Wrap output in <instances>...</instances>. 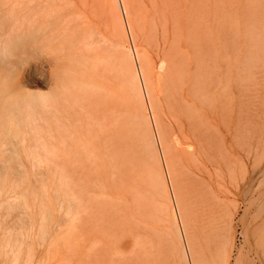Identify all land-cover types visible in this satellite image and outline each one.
Returning <instances> with one entry per match:
<instances>
[{
    "label": "rangeland",
    "instance_id": "1",
    "mask_svg": "<svg viewBox=\"0 0 264 264\" xmlns=\"http://www.w3.org/2000/svg\"><path fill=\"white\" fill-rule=\"evenodd\" d=\"M13 1L14 0L9 1L8 9L9 8L10 9L16 8V9H14V11H11L9 9L13 13L11 15L9 13L10 16L6 20L4 27L0 29L1 34H6L5 30L9 31L10 27L12 28L13 26L16 25H17L16 27H18L20 24L19 23L20 18L18 17L21 16L22 12L18 7L12 8L14 6L12 4H16ZM46 1L47 2L41 0L40 2L48 3L49 5L54 0L51 1L46 0ZM55 1L56 2L53 3V5L51 4L49 6L50 8L51 6L53 7L57 5L58 7H60L57 10L54 9L53 7L54 12L56 10L55 12L56 15H52L51 17L47 18L46 21L44 18L48 15L47 13H46L47 15L45 14L46 16L43 15L42 17L41 16L39 17L42 18V21L40 22L43 23L44 21L46 22L44 23L46 24L45 28L49 27L44 32V35L40 36L36 33H33L31 37H25V35L23 34L24 41L22 45L16 48L15 51L10 56L11 61L16 66V70L20 72L22 88L24 89L25 93L31 94L34 97L41 96L44 98V101L36 99L38 101L37 102L34 101V98H32L30 99L32 101L27 102V105L23 109V114L24 113L25 114L22 115V121H23L21 127L22 134L20 135L21 145L23 144L21 149V160L23 164L22 167L24 170L23 191L26 194L24 199L25 203L23 202L25 205L24 204L23 205L26 206L27 203L28 208L26 207L25 211L22 210V212L23 211L24 213L26 212L25 213L26 216L24 220L21 219L20 222H18L19 220L17 221L15 219L16 213L12 214L11 217H9L8 220H5L4 222L0 219V223L3 222L2 223L3 226L2 224L0 226V232H1L0 248L2 249V250L0 249L1 250L0 264H9V263L12 264L14 260L13 257L14 255L17 254L16 252L14 253V251H12L13 255H11L12 253L11 251L7 250V248L2 247L3 243L9 240L12 236H13L12 237L13 241L10 239L12 241V246L13 244L14 245L16 244L14 243V241H18L17 243L19 242L22 243V245L20 244L22 246V247L20 246L21 252H18L19 256L17 255L19 260V262L17 260V264H28L29 261L28 260L26 261L25 259L26 258L29 259L28 257L30 256H31L30 259L32 258L30 260L32 264H164V263L184 264L185 263L183 262L184 260L182 257V251L180 252V248H179L180 246H178L179 245L178 243L180 242L178 239H176L177 237L173 236L174 227L172 226L173 223H171L172 220H170L171 218L170 205L166 203V201L168 200L167 196L165 197L163 196L164 199L161 198L162 196L161 197L159 196L162 195V193L163 195H165V192L163 189H161L162 188L161 184L159 180H157V178H156L157 180L156 183L157 184L159 183L158 185L160 186V188L156 187L157 190L155 188V192L157 194L154 192L153 195L154 197H156L155 195H157L158 198L155 199L152 195L151 189L147 187L145 181L146 176L144 177L145 173L144 174L142 173L144 169L142 168V166L140 167V165L138 164L139 162L136 163L138 160L135 162V160L133 159L134 156H132L135 153L132 152V150L135 148L132 146L133 144L130 138V134H131L130 130L132 129V124H130L131 121L129 120L130 118L129 117L130 114L128 113L129 111L128 110H127L128 112L125 111L127 112L126 116H125V112L123 113L122 111L124 110V108L121 110V112L118 110L122 116L120 114L118 115L115 112H112L113 109L116 107H113V105H111L112 104L111 102L116 101L115 99L113 100V98L117 94L114 95L112 93L113 90H111V88L112 89L117 88V86L121 84L120 83L121 78L119 79L118 77L122 73L121 67L122 68L125 67L126 69V65H125L126 63L124 62H127L128 60L127 51L128 50L130 51L131 47L133 49L138 50L142 58L141 59L142 62L144 61V63L149 66L147 67L146 65V67L148 68V74L150 75V79H158L157 73L160 74V71L158 70L159 67L157 66H159L158 64L161 57H164L165 55L167 58L171 59L173 58V56H177V58L178 57L180 58L181 55V58H184L183 60H187L186 58H188V56L185 57L184 53L187 54V52H189L191 54L190 56L193 57L192 54L197 53L195 52V50L196 49L198 50L199 45H201L202 48L205 50L209 47L207 51H209L210 49L211 52L213 51L212 54L215 55L217 58L223 57L222 60L227 59L229 53H232L230 54V56L234 54L235 56L240 57L239 60L237 61L238 63L236 62L235 64H233L234 60H237L238 57L236 59L234 58V56L232 58L230 57V60L229 59L228 60L231 63L228 62V60H226L227 62L226 64L229 67L223 66L224 67L223 69L226 72L223 74L225 75L220 73L221 75L226 76L227 74H229L227 73L228 72L227 69L228 70L232 69V72L230 71V74L232 75L229 74L230 77L228 75L226 76L229 77L228 79L231 78L229 82L228 79L225 77L228 87L230 86L229 83H231L233 80L232 78L237 79V76H235L234 74V72L236 73L238 71L235 70L237 69L235 65H237V67L238 65H240L242 69H244L242 65L243 63L246 62V60H244L243 63L241 62L242 64H239V62L241 61L240 59L242 57H246L247 55L251 63L247 61L248 63H250L248 64L250 65L249 67L247 64H246L247 66L244 65L246 70L245 72L248 71V74L243 75L245 76L246 83L245 82L244 83L246 84V87L244 83L242 85L240 84L241 81L239 82L240 84L239 86L242 87L244 86L245 90H242V93H240L241 89L239 87L238 88L234 87L233 86L234 84L232 83H231V87H229V89L233 88L230 89L231 91L233 90L232 91L233 95L229 94L228 96L229 103H231L233 100L232 106H230L231 104L229 105L230 106L229 110L231 108L230 118H229L230 137L228 142L230 144L228 146L230 147V149L227 150L228 152L230 151L229 152L230 155L229 156L227 155V157L230 158V160L229 159L228 160L231 162L230 163L228 161V164L230 163V166H228L229 170L225 168V166L228 164H225V162L223 161V157L225 160V156L223 155L224 154L226 155V151L220 148L221 146L220 147L218 146V143H221L222 145L221 142L222 137L213 128L212 129L214 131L212 129H209V131L211 134H213L214 138L212 139L211 138L212 135L209 133L211 136L208 135L207 139L210 138L212 143L213 142L215 143V147L218 146L217 149H219V152L224 151V154L221 155L220 158V160L222 161L221 164H219L220 161L217 160L219 158L217 157L218 155L217 149H216L217 151H215L217 152V155H215L216 153H214V156H215V161L217 160L218 161L217 163L219 165L224 164L225 166L223 165L222 169L221 168L219 169L216 168L217 167L216 164V167L214 166L215 169L214 167L211 168L212 170L214 169L213 171L217 169L219 171L222 170V175L221 174L219 175L220 173L219 171H217L218 173L215 174V172L211 170L210 168L212 164L211 163L209 164L210 166L202 165L203 169L207 171L206 173L208 175L206 177L205 176L206 173L200 172L203 170L202 167L200 168V165L196 164L194 167V165L190 161L188 160L186 161L185 159H183L185 158L184 156H182L183 158L181 159V157H177L176 155H174L175 157H177V160H182V163L178 164L179 166L174 165V172H176V169L179 170V171L177 170L178 172L175 173V178H176L175 183L177 184L176 187L178 188L177 189L178 192H180L179 196L181 195L180 200L182 201L181 203L183 206L182 207L183 214L186 215L184 217L185 219H187L186 225L188 227L187 233L189 232L188 238H190V241L192 242L190 243L193 244L192 248L194 249L193 252H195L194 254L196 255L197 258V259L195 258L197 264L198 263L222 264L225 261V259H223V262L221 263L222 258L223 257L225 258V252L227 251L228 252L232 251L230 253L231 255L228 264H264V0L171 1L173 2L171 6V14H172L171 20L172 19L174 20V22L172 21L173 24L175 23L174 27L176 26L177 27L170 29L171 32L167 36L166 43H163V40L165 41V39H163L164 36L162 34V29H163L162 26L159 27L160 26V25L158 26L159 22L156 24V21L153 18L154 17L153 15H155V13L153 12L154 7L152 8L153 0L152 1L125 0L124 3L125 5L128 6L127 10L129 12V17H128L130 21L129 23L132 26V30L134 32L133 36H136L135 37L136 41L134 38L135 41L134 46L132 45L131 40L128 37L125 39L127 40L126 41L127 43L124 41L123 34H121L122 29H120L118 24L117 25L116 23L114 24L115 19L114 22L110 20L114 18V17L110 18V16L114 15V13H112L115 8L114 7L115 3L112 2L113 0L112 1L99 0L100 6L99 4H97L98 0H87V2H85L86 0L85 1L80 0L81 2L77 0H69L71 2H69L68 0H62V1L55 0ZM57 2L60 4H58ZM62 2L64 3L67 2L68 6L67 4L65 5ZM89 2L91 6H89ZM80 3L83 4V7L80 5ZM70 4L73 7L69 8ZM11 5L12 7H10ZM65 6H67V8H65ZM17 10L20 12L18 13ZM109 10L110 12L112 10L111 12L112 15H110ZM96 11L100 12L99 13L100 16ZM102 11L104 12V14L102 13ZM78 13L80 15H78ZM67 14L70 16H67ZM83 17H85L86 19L84 20ZM67 20H69V22L70 21L72 22L69 23L67 22ZM82 21L85 22L86 25H84ZM111 22H112V28H111ZM103 23H106L105 26L108 27V29L106 28V31L104 30ZM60 24H61L60 29L61 27H63L62 28L63 31L57 29V27H59ZM65 25L67 26L65 27ZM78 25H81L80 29L79 27L75 29V27H77ZM113 26L115 27V29L113 28ZM92 29L94 31L95 30L99 31L98 32L99 34L97 32L96 33L98 35H102L105 38L104 42L108 40L107 36H109L110 33V35L114 37L115 41H117V43L120 41L122 45L118 43L119 44L118 47H113L112 44L109 43V41H107V43L105 44L101 41L102 40L101 36H99L100 37L99 40L101 42V44L99 42V45L101 46L103 43L102 45L103 49L106 50V48L104 47H107L108 43L110 48L112 47L111 49H109L108 46L107 50L109 51L103 50L105 51V54L109 52L110 56L107 54L108 56L104 57L106 55L99 48L98 51L99 52L101 51L100 54L98 51L91 52L92 54L90 53L93 56L91 60L90 57L92 56L89 54V51L91 50L93 51V49L90 50V47L92 46V44L96 45L98 40V37L96 38L95 33H91V34L95 36L96 40L94 37H91V35L88 34L93 31ZM69 30H71V32L74 33V36L71 38L67 37L66 35V33H68L67 31ZM115 30L117 33H115ZM192 30L194 33H192ZM60 32L63 33L60 34ZM56 33H58L57 34L58 36L56 35ZM113 33L117 35L115 36ZM86 35L87 36L90 35V37L93 38V40H85ZM49 36L52 38H50ZM83 36L85 42L87 41L86 43L88 45L89 43H91L90 44L91 46L88 47L87 44L84 45V43L81 41L83 40ZM65 37L67 38L68 42L66 41ZM64 38L65 41H63ZM59 42L62 43L60 44ZM75 42L76 43L78 42L77 43L78 46L75 45ZM196 42L197 43L199 42L198 45ZM120 46L122 47V50H119V52L120 53L123 52L124 55L123 53L122 55L120 53L119 54L117 53V55L121 58L122 57L126 58V60L122 58L123 60L121 61V58H119L118 56H114L116 54H113L114 48H116L115 52H118L117 49ZM170 46L172 49L171 48L169 49ZM75 47L79 48L78 51L77 49L76 50L74 49ZM87 48H89V50ZM124 48L126 50H124ZM133 49H131V51H133ZM70 51H72V53L73 54L75 53L76 55L74 54L73 57ZM82 51H86L87 52L86 54H88V56H86L85 52L81 53ZM60 52H62L63 54L61 53L62 54L61 55ZM96 52H98L97 54L99 55L94 54ZM77 53L80 54V58L84 57V62L86 58L89 61H93L94 59L97 61L95 62L94 60L93 63H98V65L96 64L94 65L97 66L96 67L97 69L96 68L95 69L99 71V74L100 73L102 74L101 75L102 78L100 75L98 76L99 78H101L102 81L99 78H97L98 72L95 70L96 71L95 73V71L92 70L94 69L92 68L93 65L92 66L89 65L91 64V62L86 63L87 66L88 65L90 66L86 68L85 67L86 64L84 65V63L82 62L83 60L78 58L79 54L77 56ZM102 53L104 55H101ZM221 53L223 54L221 55ZM226 53H228L227 54L228 56L226 55ZM100 55L101 58L103 56L104 59L103 61L105 62H103L102 59H100L99 57ZM97 56L99 57V59ZM112 56H114V58ZM117 58H119L120 59L119 61L123 63V64L119 63V65H122L120 66V69L118 67H115L116 65L112 63V61L114 62V60L117 61L118 60ZM108 59H110V62L113 64V66L108 61ZM100 60L102 61L101 63ZM222 60L219 63L220 64L222 63L221 65H224L223 64L224 62H222ZM119 61L116 62L117 65ZM108 62L109 65L111 64L112 68L114 67L116 68V70L114 69L115 71L112 70V68L108 65ZM71 63L76 65H72ZM106 63H107V67L108 66L110 67L108 68L109 70L111 69L113 72L116 71L119 72V70L121 71L119 75L116 72L115 75H117V78H114V74L106 68L105 66ZM228 63L232 66H230ZM80 65L82 68L80 67ZM233 66L235 67L234 70H233L234 68ZM98 67L100 68L99 70ZM247 67L249 69H246ZM73 68H78V69L73 70ZM85 68L88 69V71L86 70L85 72L84 71ZM89 68L90 69L92 68L91 71H94L96 75L93 72L92 73L96 77H94L92 73H91L92 75L90 74ZM156 68L158 69L156 70ZM68 72L71 74H68ZM74 72H76L75 74L79 75V79L78 78L76 79V77H78L77 75L75 74L72 75ZM63 73L66 74L64 75V77H63ZM57 76H59V78H57ZM70 76L72 80L70 79ZM86 76H89L88 77L89 79H87ZM90 76L92 80L95 82L94 84L96 85L95 87L98 86L100 90H101L100 87H102L103 90L107 88L104 91V93L101 94L103 95L107 94L105 92H107L108 90L112 94V95L109 94L110 96L114 95L112 101L110 99V101L108 102L107 100L109 98L108 94H107L108 97L105 95L106 98L104 96H101L99 98L100 91H98V88H95L97 89L98 92L95 91L93 89L94 85H92L90 93L92 94L94 91L95 93L97 92L99 96L98 95L96 96L97 93L95 94V96L98 97L99 100L101 101H99L98 98H96L97 100L95 99L94 93L92 94L94 98L91 97L92 99H89L90 97L88 96H91L89 94V90L86 91L84 87L88 84L85 82L86 81L89 82V80H91ZM103 76L104 77L106 76L109 79V83L113 81L114 84H117V81L115 80L119 79L118 85L116 86L113 83L112 86L109 83L104 84L103 82L106 77L104 78ZM158 76L159 78L161 77L160 75ZM220 76L218 74L217 77L219 78ZM223 76L220 77V80L217 78L218 79L217 81L220 82L218 83L221 84V86H223L222 84H226V83H222L224 81ZM73 78L75 80H73ZM55 80H57V82ZM67 80L72 82H68ZM76 80L78 81V84L79 83L81 84V82L85 83L81 85H84L83 91L85 89L86 94L84 93L85 91L82 92L83 95L79 94L81 92H76L79 90L77 89L75 90V88H73L76 87L73 86L75 83L77 87H80L79 86L80 84L78 85ZM242 80L245 81L244 78ZM60 81L62 82V84L60 83ZM106 82L108 81L106 80ZM69 83L70 84L73 83L71 85L72 88L68 87L70 86ZM99 83L100 85H97ZM151 85L154 90L155 103L157 102L156 104L159 105V106L156 105V107L158 106L157 108L159 112L157 113L158 118L161 117L159 120L161 121L160 126L163 125L167 133L168 131L174 133L173 134L174 136H172L171 135L172 133L169 132L170 134V135L168 134L169 140L173 138L172 140H174L175 142L173 141L172 144L176 145L175 150L179 152L178 150L179 148L181 150V148H186V147L184 146L181 147V145H178L176 141L178 140V138L180 141H182V143L186 141L181 136V133H179L180 135L178 134L179 126H176L178 124L175 122L171 110H168L166 107L168 102L166 103L164 97L161 98L162 96H164V93H162V91H160L159 89L158 80L157 81L155 80V82L154 80H152ZM57 86L58 88H60L59 91V93H61L60 95L59 93L57 94V89H56ZM66 86L69 90L65 89ZM109 86H111L110 90L108 89ZM244 87L242 89H244ZM61 88H63L64 90ZM86 88L88 89V87ZM70 89L72 90V92L75 90L73 92L75 93V95L72 94ZM92 89L94 91H92ZM118 89L116 90L118 91ZM235 89L236 90L240 89L237 95L234 92ZM66 90H68V92L67 93L65 92V94H63V92ZM80 91H82V89H80ZM70 94L76 97V99L73 100V102H72L73 99L72 97L74 96H71ZM76 94L77 95L79 94L81 96L79 95L76 96ZM57 95L59 96V98ZM84 95H86L87 97ZM230 95L231 97L233 96L231 99H230ZM83 96L86 97L87 99L85 98L86 99L85 100ZM158 96L159 97L161 96L160 98L163 100L156 101ZM78 97L82 99H80L78 101V104L76 105L75 102H77V100L79 99ZM53 99H55V101ZM63 99L66 100V103L65 101H63ZM88 101L89 102L91 101V104ZM52 102L53 103L56 102V103L52 104ZM63 102L65 103V105ZM135 102L136 105L134 103V106H137L136 109L138 108L137 110H140L137 111L138 114H142V113L144 114V112H141V109H143L142 104L139 102L137 105V101ZM163 102L166 104H164ZM72 104L74 105L72 106ZM99 104L102 105L101 108H99L100 107ZM115 104L117 105V102ZM140 106L141 108H139ZM50 107L53 109V111L50 110ZM81 107L85 109H82ZM92 107H96V108L91 109ZM60 108H62L63 110H61ZM65 108H67V110ZM118 108L121 109L120 107ZM83 110L85 113L83 112ZM99 111L101 112L99 113ZM114 111H117V108ZM147 114L149 116V113L145 112V115ZM127 115L129 118L127 117ZM26 116L28 117L29 120L28 119L26 120ZM87 120H89V122ZM123 120L125 121L123 122ZM42 121H44L45 123H43ZM117 121L119 122V125H117L118 124ZM172 121H174V123ZM75 122L79 126L75 125L76 124ZM79 122L80 123L83 122V123L80 124ZM67 124H69V126ZM128 125L130 126L129 128ZM31 126L32 128H30ZM80 126H82V128L84 127L85 129L88 126L90 128L89 127L87 128L88 130L87 132V130L82 129ZM27 127L29 128L27 129ZM79 127L81 128V130H78ZM60 128H62V130ZM165 129H161L164 130L162 133L163 136L166 133ZM94 130L95 132L97 130V132L95 133ZM42 131L44 133L47 131V133L44 134ZM86 132L88 133V135ZM25 133L27 135H25ZM102 133L103 135H101ZM69 134H71L73 137L70 136ZM81 134L84 136V138H81L82 136ZM68 135L70 138L68 137ZM168 135H165L164 138L165 137L167 138ZM176 135L178 138L175 137ZM95 137L97 138V140L94 142L93 140H91V138L92 139L94 138L95 140L96 139ZM77 138L79 139V145ZM71 140H73L74 143ZM165 141H166L165 142L166 143L165 146H166L171 140L168 143H167L168 139ZM215 141H217L218 143ZM170 143L167 146L170 145L171 146L169 148L166 146V148L167 151L169 150L168 154L172 158L173 155L171 154L177 153V151L174 152L172 148L175 145H172ZM88 144L90 145V147L91 146L93 147L90 149ZM43 145L46 146L44 147ZM75 145H78V147ZM83 145H84L83 149H79V147L82 148ZM177 147L178 149H176ZM37 148L40 150H38ZM44 148L46 151L44 150ZM84 148L85 149L88 148L87 150L89 152L91 151V153H89ZM35 149H37L38 151ZM82 150L85 151L81 152ZM214 150L215 149L213 148V151L211 152L213 153ZM171 151L172 153H170ZM180 153L181 152H179V154L177 153V155H180ZM134 155L136 156V154ZM129 159L131 162L128 161ZM174 159L173 161L171 160L172 163L174 162ZM214 163L212 164V166L215 165ZM135 164H137V166L139 165L140 168L139 167L136 168L137 166ZM174 164H176V162H174ZM157 165L158 164L152 163L153 167ZM157 167H155L154 168L155 170L153 171L158 172V170L156 169H160V167L159 166ZM175 167L177 168L175 169ZM196 167L199 169H197ZM223 168H225L229 172H227L225 169L223 170ZM216 175H219V177L217 176L218 177L217 178ZM179 176L181 177L179 178ZM158 189L162 190V192H160V190L158 191ZM4 223L5 226L9 227L8 230L4 229L5 227ZM3 230L4 232L2 233ZM43 232L44 234L46 232L49 236H44ZM8 233L9 235H7ZM226 235L228 238L226 237ZM16 236L19 238L16 239ZM225 238L226 239L230 238V242H227L228 240H225ZM223 240L225 242V245ZM50 244L52 245V247H50L51 246ZM222 244L224 246H222ZM231 244L233 247L231 246ZM227 245L229 249L227 248L226 250L225 246ZM14 247L16 250L18 245L16 244ZM30 247L32 248L31 249L32 251L29 250L31 254L30 252H28V249ZM53 247L55 250L53 249ZM47 250L50 251L48 252ZM6 252H8L9 255L6 254ZM19 253H21L22 257L20 256ZM22 254H24L26 257H24V255ZM165 259H167L168 261ZM23 261L24 262L26 261L27 263L26 262L23 263Z\"/></svg>",
    "mask_w": 264,
    "mask_h": 264
},
{
    "label": "bare ground",
    "instance_id": "2",
    "mask_svg": "<svg viewBox=\"0 0 264 264\" xmlns=\"http://www.w3.org/2000/svg\"><path fill=\"white\" fill-rule=\"evenodd\" d=\"M9 1L10 0H0V29H2L3 27H4V25H5V22H6V20L8 19V17L13 13V12H11V11H14V9H16V8H14V7H18L19 9H20V11L22 12V14H21V16L20 17H18V18H20V24H19V26L18 27H16V26H13L12 28L10 27V29H9V31H7V30H5L6 31V34H1L0 33V219L4 222L5 220H8V218L9 217H11V215L12 214H14V213H16V217H15V219L18 221V222H20V220L21 219H23L24 220V218H25V216H26V212L24 213V211H25V209H26V207H27V203H26V206H24L25 204V202H24V199H25V192L23 191V185H24V177H23V167H22V160H21V149H22V145H21V138H20V135L22 134L21 133V127H22V124H23V121H22V115H24L23 114V109H24V107L27 105V102H30V101H32V100H30V99H32V98H34V101H37V100H42V101H44V98L43 97H41V96H36V97H34L33 95H31V94H27V93H25V91H24V89L22 88V81H21V77H20V72L19 71H17L16 70V66L13 64V62L11 61V58H10V56L12 55V53L15 51V49L16 48H18L20 45H22V43H23V34L25 35V37H31L32 35H33V33H36V34H38V35H40V36H42V35H44V32L46 31V29L47 28H49V27H47V28H45V26H46V24H44V23H46L45 21H46V19L47 18H49V17H51L52 15H56V10L57 9H59L60 7H58V5L57 6H53L54 7V9H56L55 10V12H54V9H53V7L51 6V8H50V6L49 5H53V3H55L56 1L54 0L51 4H49L48 5V3H41L40 1L41 0H17V1H13L14 3H16V4H12V5H14L13 7H12V5L10 6V7H12V8H14V9H8V3H9ZM12 1V0H11ZM45 2H47L46 0H44ZM49 1H51V0H49ZM59 1V0H58ZM60 1H62V0H60ZM69 1V0H68ZM67 1V2H68ZM77 1H80V0H77ZM85 1V0H84ZM112 1V0H111ZM152 1V0H151ZM171 1H175V0H153L152 2V4H153V6H152V4H151V2H150V4H151V6H152V8L154 9V13H155V15H153L154 17V19H155V21H156V24L158 23V26L159 27H161L162 26V34H163V39H165V41L163 40V43H166V41H167V36L169 35V33L171 32V30L170 29H173V28H176L177 26V24L175 25L176 27H174V24H173V22H174V20L172 19L171 20V17H172V14H171V6H172V3L173 2H171ZM67 2H62V3H64L65 5L67 4V6H68V3ZM69 2H71V1H69ZM73 2V1H72ZM81 2V1H80ZM85 2H87V0L85 1ZM113 3H115L114 5V10L116 11H114L113 10V12H112V10H111V12L112 13H114V15H112V13L110 12V10H109V12H110V15H112V16H110V18L111 17H114L113 19H110L112 22H114V19H115V22H114V24L116 23V25L118 24V26L120 27V29H122V32H121V34H123V38H124V41L126 42L127 40H125L127 37L131 40V43H132V45L134 46L135 45V41H136V36H133V30H132V26L130 25V21H129V12H128V6L127 5H125V0H113L112 1ZM177 2V1H176ZM58 3V2H57ZM74 3V2H73ZM91 3H92V1H91ZM175 3V2H174ZM58 4H60V3H58ZM64 4H63V6H64ZM85 4V3H84ZM97 4H99V6H100V3H99V0H98V3ZM104 4V3H103ZM109 4V3H108ZM127 4V3H126ZM80 5L83 7V4L82 3H80ZM179 5V4H178ZM67 6H65V8H67ZM86 6H88V5H86ZM89 6H91V4H90V2H89ZM112 6H113V4H112ZM56 7H58V8H56ZM71 7H73L71 4H70V7L69 8H71ZM84 7H85V5H84ZM91 8V7H90ZM103 8V7H102ZM111 8V7H110ZM110 8H108V9H110ZM63 9V8H62ZM75 9V8H74ZM104 9H105V7H104ZM71 10V9H70ZM101 10V9H100ZM186 10V9H185ZM18 11V10H17ZM20 11H18V13L20 12ZM67 11V10H66ZM78 11V10H77ZM99 11V10H98ZM98 11H96L98 14L100 13V12H98ZM178 11V10H177ZM127 12H128V15H127ZM9 13H10V15H9ZM48 15H47V14ZM53 13H55V14H53ZM89 13V12H88ZM95 13V12H94ZM102 13L104 14V12L102 11ZM116 13V14H115ZM48 16H46V15ZM61 14V13H60ZM90 14V13H89ZM97 14V15H98ZM103 14H102V16H103ZM109 14V13H108ZM213 14V13H212ZM43 15H45L46 17L44 18L45 19V21H44V19H43V21H44V23L43 22H40V21H42V18H39L40 16L42 17ZM59 15V14H58ZM78 15H80L79 13H78ZM82 15V14H81ZM95 15V14H94ZM96 15V16H97ZM187 15V14H186ZM67 16H70V15H68L67 14ZM73 16H74V14H73ZM77 16V15H76ZM75 16V17H76ZM99 16H100V14H99ZM37 17H38V19H37ZM53 17H55V16H53ZM78 17V16H77ZM93 17V16H92ZM95 17V16H94ZM79 18V17H78ZM81 18V17H80ZM84 18V20L86 19L85 17H83ZM100 18H102V17H100ZM99 18V19H100ZM51 19V18H50ZM50 19H48V20H50ZM75 19H77V18H75ZM75 19H74V21H75ZM97 19H98V17H97ZM18 20V19H17ZM66 20V19H65ZM69 20H72V19H69ZM69 20H67V22H69ZM83 20V21H84ZM101 20V19H100ZM103 20V19H102ZM19 21V20H18ZM18 21H17V23H18ZM77 21V20H76ZM79 21H81V20H79ZM82 21V22H83ZM105 21V20H104ZM152 21H154V20H152ZM173 21V22H172ZM225 21V20H224ZM66 22V21H65ZM70 22H72V21H70ZM69 22V23H70ZM102 22V21H101ZM100 22V23H101ZM112 22H111V28H112ZM201 22V21H200ZM81 23V22H80ZM84 23V25H86V23L85 22H83ZM82 23V24H83ZM107 23V22H106ZM106 23H103V25H104V30L106 31V28L108 29V27L107 26H105L106 25ZM212 23V22H211ZM16 24V23H15ZM48 24V23H47ZM65 24H68V23H65ZM56 25V24H55ZM54 25V26H55ZM63 25V24H62ZM83 25V26H84ZM154 25V24H153ZM197 25V24H196ZM199 25V24H198ZM60 26H61V24L59 25V27H57V29H59L60 31H63V27H61V29H60ZM67 25H65V27H66ZM7 27V26H6ZM79 27V29H80V27H81V25H78L77 27H75V29H77ZM153 27H155V26H153ZM172 27V28H171ZM193 27V26H192ZM222 27V26H221ZM45 28V29H44ZM113 28L115 29V27L113 26ZM118 28V27H117ZM126 28V29H125ZM157 28V27H156ZM195 28V27H194ZM212 28V27H211ZM7 29V28H6ZM56 29V30H57ZM78 29V30H79ZM85 29H87V28H85ZM93 29H94V27H93ZM92 29V30H93ZM231 29V28H230ZM229 29V30H230ZM24 30H25V32H24ZM125 30H126V32H125ZM221 30H222V28H221ZM1 31V30H0ZM54 31V30H53ZM65 31V30H64ZM112 31H114V30H112ZM195 31V30H194ZM52 32V31H51ZM56 32V31H55ZM54 32V33H55ZM68 33H66V35H67V37H73L74 36V33L73 32H71V30H69V31H67ZM90 32V31H89ZM99 32V31H92V32H90V33H88V34H90L91 35V37H94L95 38V36H96V38L98 37V40H99V36H101V38H102V42L103 43H107V41H109V43H111L112 44V46L113 47H118V43H120V41L117 43V41H115V39H114V37L112 36V35H110V33H109V36H107L108 37V40L107 41H105L104 42V40H105V38L102 36V35H98L97 33ZM63 33V32H62ZM61 32H60V34H62ZM86 33V32H85ZM91 33H95L96 35L94 36L93 34H91ZM112 33V32H111ZM115 33H117L116 32V30H115ZM115 33H113L115 36L117 35V34H115ZM192 33H194L193 32V30H192ZM235 33V32H234ZM58 33H56V35H57ZM119 34V33H118ZM149 34V33H148ZM151 34V33H150ZM154 34V33H153ZM161 34V35H162ZM203 34V33H202ZM212 34V33H211ZM48 35V34H47ZM65 35V36H66ZM81 35V34H80ZM90 35H86V38H85V40H93V38H91L90 37ZM108 35V34H107ZM175 35V34H174ZM194 35V34H193ZM199 35V34H198ZM51 36V35H50ZM49 36V37H50ZM52 36H53V34H52ZM58 36V35H57ZM85 36V35H84ZM84 36H83V40H84ZM192 36V35H191ZM239 36V35H238ZM44 37V36H43ZM48 37V38H49ZM60 37V36H59ZM59 37H58V40H59ZM89 37V38H88ZM196 37H197V34H196ZM199 37V36H198ZM237 37V36H236ZM235 37V38H236ZM50 38H52V37H50ZM57 38V37H56ZM66 38V37H65ZM65 38H64V40L63 41H65ZM96 38H95V40H96ZM118 38V37H117ZM122 38V37H121ZM134 38H135V41H134ZM173 38V37H172ZM68 40H69V38H68ZM83 40H81L83 43H84V45H86L87 43V41L85 42V40L83 41ZM94 40V41H95ZM97 40V43H98V46H100L99 45V42H100V40L98 41ZM122 40V39H121ZM62 41V40H61ZM66 41H67V38H66ZM80 41V42H81ZM93 41V42H94ZM196 41H197V38H196ZM68 42V41H67ZM89 42V41H88ZM129 42V41H128ZM171 42V41H170ZM46 43H47V41H46ZM60 43V42H59ZM62 43V42H61ZM60 43V44H61ZM71 43V42H70ZM78 43V42H77ZM77 43L75 42V45H77ZM83 43H81V44H83ZM97 43H96V45L95 46H97ZM103 43H102V45H103ZM109 43L107 44V47H104V48H106V50L105 49H103V46H102V48H101V46L100 47H95L93 44H92V46L95 48V50H94V48L90 45L91 43H89V45L87 44V46L89 47V46H91L90 47V50L91 49H93V51L91 50V51H89V54L91 53V52H94V51H98V49L100 48L101 49V51H103V50H105V51H109V50H107L108 49V46H109ZM127 43V42H126ZM197 43V42H196ZM199 43V42H198ZM198 43H197V45H198ZM53 44H55V43H53ZM100 44H101V42H100ZM104 44V45H105ZM120 45H122L121 43H120ZM164 45H166V44H164ZM231 45H232V43H231ZM78 46V45H77ZM81 46V45H80ZM123 46H125V45H123ZM171 46H172V44H171ZM171 46L169 47V49L171 48ZM49 47V46H48ZM86 47V46H85ZM121 47V46H120ZM118 48L117 49V51L118 52H115V49L116 48H114V53L113 54H116V55H114V56H118L117 55V53L119 54L120 52H119V50H122V47L121 48ZM163 47V46H162ZM232 47V46H231ZM47 48V47H46ZM56 48V47H55ZM72 48V47H71ZM112 48V47H111ZM110 48V46H109V49H111ZM127 48V47H126ZM209 48V47H208ZM207 48V49H208ZM70 49V48H69ZM75 50L77 49V51H78V49L79 48H74ZM84 49V48H83ZM88 50H89V48H87ZM97 49V50H96ZM130 49V48H129ZM131 49H133L132 47H131ZM131 49H130V51L128 50L127 52H128V54H127V58H128V60H127V62H124V63H126L125 65H126V69H125V67H121V71H122V73L120 74V70H119V72L118 71H116L117 72V74L119 75V79H120V83L121 84H119L118 85V81H119V79L118 80H115L114 78H117V75H115L116 74V72H113L112 70H116V68L115 67H118L119 69H120V66H122V65H119V63L121 64L122 62V58H124V57H119V58H121V61H119L120 59L119 58H117L118 60L117 61H119L118 62V65H117V61H115L114 60V62L112 61V63H114L116 66L114 67V68H112V66H113V64L110 62V59H108V61L112 64V66H111V64L109 65V62H108V65L112 68V70L110 69H108V68H110L109 66L107 67V63H106V68L110 71V72H112L113 74H114V80L115 81H117V84H114V82L113 81H111L110 83H109V79L106 77H104L105 78V80H104V78H103V80H104V84H107V83H109L111 86L114 84V85H118L117 86V88H111V90H113L112 91V93L115 95V94H117V95H113L114 96V98H113V96H110V95H112L111 94V92H109L108 90H107V92H105V93H107L108 95H109V98L107 99L108 100V102L110 101V99H111V101H112V98H113V100L115 99L116 101L114 102V104L117 102V105L115 106L114 104H113V102H111V103H109V104H111V105H113V107H116L117 108V111H114V110H116V108H114L113 109V111L112 112H115L116 114H120L119 113V111L121 112V110L124 108V110H122L123 111V113L125 112V111H127L130 115H129V117H128V115H127V117L129 118V120L131 121V123L130 124H132V129L130 130V132H131V134H130V138H131V142H132V146L135 148V149H133L132 150V152H135L134 154H136V156H138V157H136L134 154L132 155V156H134V160H135V162L136 163H138L139 165H140V167L142 166V168L144 169H142L143 170V174L145 173V175H144V177H145V181H146V184H147V187L148 188H150L151 189V191H152V195H153V193L155 192V188L157 187H159L160 188V186L156 183V181L157 180H159V182H160V184H161V189H163L164 190V192H165V195H163V193H162V195H159V194H161V193H159L158 195L161 197V198H163V196L165 197V196H167V199H165V200H167L166 201V203L168 204V205H170V212H171V218H170V220H172V222L171 223H173L172 224V226L174 227L173 229H174V232H173V236H175V237H177L176 239H178L179 240V242L180 243H178L179 245L178 246H180L179 248H180V252L182 251V257H183V262H185L184 264H197V262L195 261L197 258H196V255L194 254L195 252H193V248H192V246H193V244H191L192 242L190 241V238H188V233H187V225H186V220L187 219H185V217L184 216H186V215H184L183 214V210H182V201L180 200V196H179V193L180 192H178V188L176 187V183H175V173L176 172H178L179 170L178 169H176L177 167H175V169H176V172H174V165L175 166H177L178 164H180V163H182V160H177V157H181V159L183 158L182 156H184L185 158H183V159H185L186 161L188 160V161H190L193 165H194V167H195V165L196 164H198V165H200V168L202 167V169H203V166H207V165H209V164H213L214 163V161H215V156H214V153H216L215 155H217V152H215V151H217L218 150V155H217V157H219L217 160H219L220 161V163L219 164H221V160H220V158H221V155H223L224 154V151H226V155L224 154L223 156H225V160H224V157H223V161L225 162V164H228V161L230 160V158L229 157H227V155L229 156L230 154H229V152L227 151L228 149H230V147H228L230 144L228 143L229 142V137H230V135H229V121H230V112H231V108H230V110H229V107L230 106H232V103H233V100H232V102L231 103H229V98H228V96H229V94H232L233 95V93H232V91L230 90V89H233V88H230L229 89V87H231V83L232 84H234L233 86L234 87H239L240 89H241V92L240 93H242V90H245V87H246V80H245V76H243V75H246V74H248V71L247 72H245L246 70H245V66L244 65H248V64H250L251 62H250V60H249V58L247 57V55H246V57H242L240 60V62H239V64H242L243 62H244V60H246V62L245 63H243V67H244V69H242V67L240 66V65H238V67H237V65H235L236 66V68L237 69H235V67L233 68V70L235 69V70H238L236 73H237V75H236V73L234 72V74H235V76H237V79L236 78H232L233 80L234 79H236V80H234L235 81V83H234V81L232 80V82L231 83H229L230 84V86L228 87V85H227V81H226V79H225V77L228 75L229 76V74H230V71L232 72V69L230 70H228L227 68V73H229V74H227L226 76H223V75H225V74H223V73H226L225 71H224V67L223 66H227V62H226V60H230V57L232 58L233 56H234V58L236 59L237 57H238V59L237 60H234V63L233 64H235L238 60H239V56H235L234 54L233 55H231L230 56V54H232V53H226V55L228 56V58L227 59H223V60H225V61H223L222 60V58H217L215 55H213L212 54V52L210 51V49H209V51H207V49L205 50V49H203L202 48V46L201 45H199V47H198V50L196 51L195 50V52H197V53H194V54H192L193 55V57H191L190 55V53L189 52H187V54L186 53H184V55H185V57L186 56H188V58H186L187 60H183L184 58H181V55H180V58L178 57L177 58V56H173V58H171V59H169V58H167L164 54V57H161L160 58V60H159V66H157V67H159V69L158 68H156V70L158 69L159 71H160V74L159 73H157L158 75H160L161 77L159 78V76L157 75V77H158V79H150V75L148 74V68L147 67H149L147 64H145L144 63V61L142 62V58H141V56H140V53L138 52V50L137 49H133V51H131ZM172 49V48H171ZM74 50V51H75ZM86 50V49H85ZM88 50H87V52H88ZM113 50V49H112ZM111 50V51H112ZM124 50H126L125 48H124ZM163 50V49H162ZM241 50V49H240ZM244 50V49H243ZM61 51V50H60ZM63 51V50H62ZM76 51V52H77ZM80 51H81V49H80ZM80 51H79V53H80ZM100 51V52H101ZM105 51H103V53L105 54ZM183 51V50H182ZM59 52V51H58ZM68 52H69V50H68ZM83 52H85V54L87 53L86 51H82L81 53H83ZM99 52V51H98ZM98 52H96V53H94V54H96V55H99L100 54V52H99V54H97ZM113 52V51H112ZM126 52V51H125ZM227 52V51H226ZM62 52H60V54H61ZM65 53V52H64ZM70 53H72V51H70ZM69 53V54H70ZM79 53H77V56H78V54ZM101 54V55H104V54ZM122 53L123 52H121L120 54L122 55ZM170 53H171V51H170ZM244 53H246V52H244ZM63 54V53H62ZM61 54V55H62ZM66 54H67V52H66ZM75 54V53H74ZM73 53H72V56L74 55ZM85 54H83V55H85ZM92 54V53H91ZM90 54V55H91ZM107 54L109 55V52H107ZM107 54H105L106 56H104V57H107L108 55ZM112 54V55H113ZM176 54V53H175ZM196 54V55H195ZM223 53H221V55H222ZM76 55V54H75ZM83 55H81V56H83ZM101 55L99 56L100 57V59H102V61L104 60L103 59V56H102V58H101ZM123 55H124V53H123ZM220 55V56H221ZM245 55V54H244ZM243 55V56H244ZM86 56H88V54H86ZM85 56V57H86ZM92 56V55H91ZM110 56V55H109ZM114 56H112L113 58H114ZM226 56V57H227ZM64 57V56H63ZM63 57H61V58H63ZM74 57V56H73ZM72 57V58H73ZM98 57V56H97ZM99 57H98V59H99ZM170 57V56H169ZM182 57H184V56H182ZM225 57V56H224ZM15 58V57H14ZM60 58V59H61ZM77 58V57H76ZM78 58H80V54H79V57ZM92 58H93V56L92 57H90V59L92 60ZM110 58V57H109ZM116 58V57H115ZM215 58H216V60H215ZM246 58V59H245ZM74 59V58H73ZM80 59H82L81 61L84 63V65L86 64V63H88V62H91V64H89V65H93V67L92 68H94V69H92V70H96L97 68V66H95L94 64H96V65H98V63H93V61L95 60H93V61H89L87 58L85 59V62H84V57L83 58H80ZM107 59V58H106ZM125 60H126V58H124ZM144 59V58H143ZM217 59H220V60H217ZM242 59H243V61H242ZM68 60H69V58H68ZM68 60H67V63H68ZM77 60V59H76ZM88 60V61H87ZM113 60V59H112ZM124 60V61H125ZM146 60V59H145ZM221 60H222V62H224L223 64L224 65H221L219 62H221ZM228 60V62H230ZM233 60H232V62H233ZM61 61V60H60ZM78 61V60H77ZM80 61V62H81ZM101 60H100V63L102 62ZM148 61V60H147ZM147 61H146V63H147ZM247 61H249L250 63H248ZM79 62V63H80ZM81 62V63H82ZM95 62H97L96 60H95ZM99 62V61H98ZM103 62H105V61H103ZM107 62V61H106ZM242 62V63H241ZM73 63H75V62H73ZM73 63H71L72 65H76V64H73ZM99 63V64H100ZM145 65H144V64ZM231 63V62H230ZM238 63V62H237ZM70 64V65H71ZM123 64V63H122ZM149 64V63H148ZM157 64V63H156ZM218 64H220V65H218ZM226 64V65H225ZM229 64V63H228ZM66 65V64H65ZM71 65V66H72ZM88 65V66H89ZM125 65H123V66H125ZM146 65H147V67H146ZM230 65V64H229ZM246 65V66H247ZM79 66V65H78ZM88 66H87V64L85 65V67L86 68H88ZM105 66H104V68H105ZM221 66V67H220ZM230 66H232V65H230ZM250 65H248V67H249ZM80 67H81V65H80ZM90 67V66H89ZM227 67H229V66H227ZM246 68V69H249V68ZM62 68V67H61ZM65 68V67H64ZM69 68V67H68ZM82 68V67H81ZM80 68V69H81ZM85 68V72H86V70L88 71V69H86ZM96 68V69H95ZM63 69V68H62ZM71 69V68H70ZM75 69H78V68H73V70H75ZM83 69H84V66H83ZM91 69L89 68V71H90V74L93 72L94 73V71H91ZM100 68L98 67V70H99ZM107 69H106V71H107ZM123 69V70H122ZM225 69V70H226ZM72 70V69H71ZM103 70H105V69H103ZM114 70V71H115ZM118 70V69H117ZM155 70V71H156ZM244 70V71H243ZM83 71V70H82ZM97 71V70H96ZM96 71H95V73H96ZM105 71V72H106ZM149 71H150V69H149ZM59 72V71H58ZM65 72H67V71H65ZM77 72V71H76ZM76 72H74L72 75H74ZM80 72V71H79ZM98 72V74H97V78H99L98 76L100 75H102L101 73L99 74V71H97ZM101 72V71H100ZM109 72V73H110ZM158 72V71H157ZM245 74H244V73ZM61 73V72H60ZM82 73V72H81ZM87 73H89V72H87ZM92 73V74H93ZM94 73V74H95ZM223 74V75H221V74ZM59 74V73H58ZM62 74V73H61ZM68 74H71V73H69L68 72ZM83 74H85V73H83ZM91 74V75H92ZM93 74V76L94 77H96L95 75ZM218 74H219V76L220 77H222L223 76V78H224V81H226V82H224L223 80V82L222 83H226V84H222L223 86H221V84H219L220 82L219 81H217L218 79L220 80V77L218 78L217 76H218ZM234 74H233V76H234ZM56 75H57V73H56ZM64 75H66V74H64L63 73V77H64ZM75 75H77V74H75ZM85 75H87V74H85ZM89 75V74H88ZM107 75V74H106ZM109 75H112V74H109ZM154 75H155V73H154ZM230 75H232V74H230ZM78 77H76V79L78 78L79 79V75H77ZM121 76V77H120ZM248 76V75H247ZM68 77V76H67ZM73 77V76H72ZM87 77V79H89L88 77L89 76H86ZM230 77V76H229ZM229 77H226L227 79L229 78ZM57 78H59V76H57ZM101 78H102V76H101ZM101 78H99L100 80H101ZM218 78V79H217ZM244 78V80L245 81H243L242 79ZM62 79V78H61ZM70 79L72 80V78H71V76H70ZM81 79H83V78H81ZM90 79L92 80V78H91V76H90ZM94 79V78H93ZM96 79V78H95ZM231 79V78H230ZM230 79H228V82L230 81ZM63 80V79H62ZM61 80V81H62ZM73 80H75L74 78H73ZM86 80V79H85ZM89 80V82H85V83H88L84 88L86 89V91H88L89 90V94L91 95V96H88V93H87V96L88 97H90L89 99H92V98H94V96H95V94L98 92V91H100V96H99V94L97 93L96 94V96L98 95L99 96V98L101 97V96H104L105 97V95L108 97V95L107 94H101V93H104V91L107 89H105V90H103V88L102 87H100L101 88V90L98 88V86L97 87H95L96 85H94L95 84V82L92 80ZM98 80V79H97ZM106 80L108 81V82H106ZM150 80H151V82H150ZM152 80H154V82H155V80L157 81L158 80V85H159V89H160V91H162V93H164V96H160L161 98H163L164 97V99H165V101H166V103L168 102V104H167V109L168 110H171V112H172V115H173V118H174V120H175V122L178 124V125H176V123H175V125L176 126H179L178 127V129H179V132H178V134L179 133H181V136L184 138V140L186 141V142H183L182 143V141H180L179 140V138L177 137V135L175 136L176 138H178V140L176 141V143L178 144V145H181V147H186V148H181V150H180V148L178 149V147L176 148V149H178L179 150V152H181L180 153V155H177V153L179 154V152L177 151V150H175V147H176V145L175 144H172V142L174 141V140H172V139H170L169 140V132L170 131H168V133H167V131H166V129L164 128V126L163 125H161L160 126V122L161 121H159L160 120V118L161 117H159L158 118V114L157 113H159L158 112V110H157V108H158V104H156L155 103V100H154V90H153V88H152V85H151V83H152ZM164 80V81H163ZM238 80V81H237ZM56 82H57V80H55ZM60 81V83L62 84V82ZM68 81V80H67ZM102 81V80H101ZM236 81H237V83H236ZM241 81V82H240ZM59 82V81H58ZM68 82H72V81H68ZM76 82H77V84H78V81L76 80ZM219 82V83H218ZM239 82H240V84H242L243 85V83L245 84V87H244V89H242L243 87L242 86H239L240 84H239ZM74 83V82H73ZM73 83H69L70 84V86H68L69 88L71 87V85L73 84ZM84 82H81V84H85ZM113 83V84H112ZM116 83V82H115ZM76 84V83H75ZM73 85V86H76V87H73V88H75V90L77 89V90H79V91H76V92H81V93H79V94H82V92H84L85 91V89H84V91H83V86L84 85H81L80 83V87H77V85ZM155 84V83H154ZM235 84H237V85H235ZM68 85V84H67ZM92 85H94V87H93V89L95 90V91H97V89H95V88H98V91L95 93V91L92 89V91H94L93 93H94V96L90 93L91 92V88H92ZM97 85H100V83L99 84H97ZM121 85V86H120ZM56 86V85H55ZM64 86H65V84H64ZM89 86H90V89H89ZM111 86H109V90H110V87ZM120 86V87H119ZM60 87H62V86H60ZM82 87V88H81ZM86 87H88V89L86 88ZM114 87V86H113ZM156 87H157V85H156ZM72 88V87H71ZM78 88H80V89H82V91H80V89H78ZM118 88H120V89H118ZM236 88V89H237ZM56 89H57V94L59 93V91H60V88H58V86L56 87ZM61 89H63V88H61ZM65 89H68L67 88V86H66V88ZM116 89H118V91L116 90ZM156 89V88H155ZM235 89V90H236ZM239 89V90H240ZM64 90V89H63ZM69 90V89H68ZM68 90H66V91H64L63 92V94H65V92L67 93L68 92ZM74 90V89H73ZM74 90V91H75ZM229 90H230V92H229ZM234 90V92L236 93V95H237V93H239V90H236V91H238V92H236ZM70 91L72 92V90L70 89ZM69 91V92H70ZM73 91V92H74ZM86 91L84 92L85 94H86ZM101 91H103V92H101ZM159 91V92H160ZM70 92V93H71ZM72 92V94H74L75 95V93H73ZM109 92V93H108ZM61 93H59V95H60ZM78 94V95H79ZM68 95V94H67ZM71 95V94H70ZM74 95H71V96H74ZM77 94H76V96H78ZM83 95V94H82ZM156 95H157V93H156ZM58 96V95H57ZM79 96H81V95H79ZM84 96H86V95H84ZM83 96V98L85 99L86 97H84ZM95 96V99L96 98H98V97H96ZM116 96H117V99H116ZM234 96H235V94H234ZM61 97V96H60ZM67 97H69V96H67ZM75 97V96H74ZM74 97H70L71 99H72V102H73V100H75L76 99V97L74 98ZM92 97V98H91ZM111 97V98H110ZM159 96H158V98L156 99V101H158V100H160V101H162L163 99H161ZM233 97V96H232ZM231 97V95H230V99L232 98ZM241 97V96H240ZM239 97V98H240ZM58 98H59V96H58ZM63 98V97H62ZM79 99L77 100V102H75L76 103V105L78 104V101L80 100V99H82V98H80V97H78ZM99 98H98V100H99ZM106 98V97H105ZM160 98V99H159ZM237 98V97H236ZM235 98V99H236ZM37 99V100H36ZM51 99V98H50ZM56 99V98H55ZM55 99H53L54 101H55ZM69 99V98H68ZM70 99V100H71ZM87 99V98H86ZM85 99V100H86ZM95 99H94V102H95ZM97 100V99H96ZM240 100V99H239ZM42 101H41V103H42ZM63 101H65V103H66V100H64L63 99ZM99 101H101V100H99ZM135 101H137V105H138V103L140 102L141 104H142V108L143 109H141V112H144V114L142 113V114H138V112L137 111H140V110H137L136 109V107L137 106H134V103H135V105H136V102ZM38 102V101H37ZM62 102V101H61ZM89 102V101H88ZM93 102V101H92ZM40 103V104H41ZM56 102H52V104H55ZM64 103V102H63ZM65 103H64V105H65ZM90 104H91V101L89 102ZM98 103V102H97ZM164 103V102H163ZM166 103H164V104H166ZM62 104V103H61ZM69 104H70V102H69ZM68 104V105H69ZM80 104V103H79ZM101 104V103H100ZM99 104V105H100ZM163 104V105H164ZM231 104V105H230ZM64 105H63V107H64ZM67 105V104H66ZM74 104H72V106H73ZM94 105V104H93ZM92 105V106H93ZM98 105V106H99ZM118 105H120V106H118ZM156 105H158L157 107H156ZM168 105H169V107H168ZM230 105V106H229ZM28 106H30V105H28ZM62 106V105H61ZM80 106V105H79ZM95 106V105H94ZM96 106H97V104H96ZM47 107H49V106H47ZM69 107V106H68ZM83 107V106H82ZM81 107V108H82ZM102 107V105H100V107L99 108H101ZM112 107V108H113ZM118 107H120L121 109H119ZM128 108V109H126V108ZM73 108V107H72ZM93 108H96V107H92L91 109H93ZM139 108H141V106L139 107ZM164 108H165V106H164ZM170 108V109H169ZM28 109V108H27ZM49 109V108H48ZM61 110H63L62 108H60ZM66 110H67V108H65ZM82 109H85V108H82ZM82 109H80V110H82ZM50 110H52L53 111V109L50 107ZM65 110V111H66ZM71 110V109H70ZM100 110V109H99ZM119 110V111H118ZM136 110V111H135ZM143 110V111H142ZM73 111V110H72ZM86 111V110H85ZM95 111V110H94ZM83 112H84V110H83ZM91 112V111H90ZM101 111H99V113H100ZM111 112V111H110ZM118 112V113H117ZM127 112H125V116H126V113ZM140 112V113H141ZM145 112H148L149 113V116H148V114L147 115H145ZM170 112V111H169ZM85 113V112H84ZM87 113V112H86ZM58 114V113H57ZM110 114V113H109ZM113 114V113H112ZM74 115V114H73ZM75 115H77V114H75ZM121 115V114H120ZM142 115V116H141ZM38 116V115H37ZM60 116V115H59ZM95 116V115H94ZM117 116V115H116ZM122 116V115H121ZM120 116V117H121ZM160 116V115H159ZM73 117V116H72ZM74 117H76V116H74ZM78 117V116H77ZM80 117V116H79ZM85 118V117H84ZM91 118V117H90ZM118 118V117H117ZM28 119V117L26 116V120ZM72 119V118H71ZM82 119V118H81ZM86 119V118H85ZM121 119V118H120ZM123 119V118H122ZM29 120V119H28ZM75 120V119H74ZM84 120V119H83ZM81 121V120H80ZM88 122H89V120H87ZM92 121V120H91ZM94 121V120H93ZM105 121V120H104ZM125 120H123V122H124ZM128 121V120H127ZM221 123H219V122ZM36 122V121H35ZM43 123H45L44 121H42ZM77 122H78V120H77ZM87 122V123H88ZM95 122V121H94ZM118 122V121H117ZM173 123H174V121H172ZM68 123V122H67ZM76 123V122H75ZM75 123H73V124H75ZM80 123V122H79ZM83 123V122H82ZM82 123H80V124H82ZM85 123V122H84ZM86 123V124H87ZM126 123V122H125ZM125 123H123V124H125ZM27 124V123H26ZM37 124V123H36ZM85 124V125H86ZM89 124H91V123H89ZM127 124V123H126ZM162 124V123H161ZM31 125V124H30ZM34 125V124H33ZM68 126H69V124H67ZM75 125H78L77 123L75 124ZM85 125H83V126H85ZM107 125V124H106ZM117 125H119V122H118V124ZM122 125V124H121ZM35 126V125H34ZM74 126V125H73ZM79 126V125H78ZM77 126V127H78ZM162 126H163V128H162ZM37 127V126H36ZM66 127V126H65ZM64 127V128H65ZM75 127V126H74ZM81 128H82V126H80ZM79 127V129L78 130H81V128ZM89 127V126H88ZM88 127H86V129L83 127L82 129H84V130H87V128ZM130 126L128 125V128H129ZM29 127H27V129H28ZM30 128H32V126L30 127ZM64 128H63V130H64ZM73 128V127H72ZM90 128V127H89ZM215 129L220 135H221V137H222V145H221V143H218L217 141H215V142H217L218 143V146L220 147V148H222L224 151L221 153V152H219V149H217L218 148V146H216L215 147V143H214V145H213V143H212V141L210 140V138H208L207 139V137H208V135H210L211 133H210V131H209V129ZM61 130H62V128H60ZM67 129V128H66ZM69 129V128H68ZM71 129V128H70ZM101 129H103V128H101ZM108 129H109V126H108ZM127 129V128H126ZM161 129H165V132L167 133H165V135H168L167 136V138L165 137L164 138V136H163V131L164 130H161ZM212 129V130H213ZM35 130H36V128H35ZM57 130V129H56ZM59 130V129H58ZM83 130V131H84ZM170 130H172V129H170ZM174 130H176V129H174ZM211 130V131H212ZM32 131V130H31ZM67 131V130H66ZM82 131V132H83ZM100 131H102V130H100ZM100 131H99V133H100ZM181 131V132H180ZM214 131V130H213ZM215 131V132H216ZM33 132V131H32ZM39 132V131H38ZM41 132V131H40ZM43 132V131H42ZM52 132V131H51ZM57 132V131H56ZM60 132V131H59ZM64 132H65V130H64ZM87 132H88V130H87ZM86 132V133H87ZM94 132H95V130H94ZM96 132H97V130H96ZM95 132V133H96ZM216 132V133H217ZM35 133V132H34ZM44 133V132H43ZM45 133H47V131L45 132ZM44 133V134H45ZM67 133V132H66ZM93 133V132H92ZM94 133V134H95ZM170 133H172L171 135L172 136H174L173 134V132H170ZM206 133H208V134H206ZM210 133V134H209ZM217 133V134H218ZM33 134V133H32ZM84 134H85V132H84ZM176 134V133H175ZM24 135V134H23ZM25 135H27L26 133H25ZM37 135V134H36ZM48 135V134H47ZM65 135V134H64ZM70 136H72L71 134H69ZM69 135H68V137H69ZM82 135V134H81ZM87 135H88V133H87ZM101 135H103V133L101 134ZM180 135V134H179ZM212 135V136H211ZM210 136H211V138L213 139L214 138V136H213V134H211ZM216 135V134H215ZM219 135V136H220ZM78 136V135H77ZM83 136V135H82ZM81 136V138H84V136L82 137ZM86 136V135H85ZM123 136V135H122ZM172 136H170V137H172ZM41 137H42V134H41ZM48 137V136H47ZM50 137V136H49ZM55 137V136H54ZM60 137V136H59ZM64 137V136H63ZM73 137V136H72ZM87 137V136H86ZM174 137V138H175ZM26 138V137H25ZM40 138V137H39ZM51 138V137H50ZM70 138V137H69ZM90 138V137H89ZM96 138V137H95ZM101 138V137H100ZM216 138V137H215ZM53 139V138H52ZM78 139V138H77ZM86 139V138H85ZM168 139V141H167V143L169 142L170 144H172V145H175V146H173V150H174V152H176L177 151V153H172V151L170 152V153H172L171 155H173V157L171 158L170 157V155L168 154V151H167V148H166V146L167 145H169V143L165 146V140H167ZM22 140H24V139H22ZM36 140V139H35ZM38 140V139H37ZM57 140V139H56ZM75 140V139H74ZM91 140H93L94 142L97 140V138L94 140V138L92 139L91 138ZM90 140V141H91ZM102 140V139H101ZM124 140H125V138H124ZM127 140V139H126ZM209 140H210V142H209ZM215 140V139H214ZM71 141H73V140H71ZM70 141V142H71ZM78 141V145H79V139L77 140ZM86 141V140H85ZM25 142V141H24ZM81 142V141H80ZM84 142V141H83ZM92 142V141H91ZM101 142H103V141H101ZM175 142V141H174ZM23 143V142H22ZM65 143V142H64ZM73 143H74V141H73ZM72 143V144H73ZM77 143V142H76ZM75 143V144H76ZM212 143V144H211ZM217 143H216V145H217ZM41 144H43V143H41ZM45 144V143H44ZM62 144V143H61ZM85 144H87V143H85ZM93 144V143H92ZM95 144H97V143H95ZM105 144V143H104ZM103 144V145H104ZM220 144V145H219ZM74 145V144H73ZM78 145H75V146H77L78 147ZM89 145V144H88ZM37 146V145H36ZM39 146H40V144H39ZM38 146V147H39ZM44 146V145H43ZM46 146V145H45ZM44 146V147H45ZM100 146V145H99ZM102 146V145H101ZM171 146V145H170ZM170 146H167L168 148L170 147ZM214 146V147H213ZM83 147H84V145L82 146V148H80L79 147V149H83ZM86 147V146H85ZM88 147V146H87ZM93 146H91L90 147V145H89V148L91 149ZM98 147V146H97ZM96 147V148H97ZM132 147V148H133ZM40 148V147H39ZM43 148V147H42ZM41 148V149H42ZM74 148V147H73ZM213 148L215 149L214 150V152L212 153L211 151H213ZM38 149V148H37ZM37 149H35V150H37ZM85 149V148H84ZM88 149V148H87ZM87 149H85V150H87ZM89 149V150H90ZM217 149V150H216ZM222 149H220V150H222ZM38 150H40V149H38ZM37 150V151H38ZM44 150H45V148H44ZM84 150V151H85ZM170 150H171V148H170ZM46 151V150H45ZM78 151V150H77ZM83 150L81 151V152H84ZM88 151V150H87ZM93 151V150H92ZM97 151V150H96ZM100 151V150H99ZM130 151V150H129ZM24 152V151H23ZM43 152V151H42ZM48 152V151H47ZM80 152V153H81ZM89 152V151H88ZM131 152V151H130ZM89 153H91V151L89 152ZM93 153V152H92ZM219 153H221V154H219ZM228 153V154H227ZM130 154V153H129ZM99 155V154H98ZM102 155V154H101ZM174 155H176L177 157H175ZM126 156V155H125ZM135 157H136V159H135ZM174 157H175V159H174ZM216 157V158H217ZM130 158V157H129ZM24 159V158H23ZM132 159V158H131ZM173 159H174V162H176V164H174V162L172 163V161H173ZM178 159H180V158H178ZM229 159V160H228ZM127 160V159H126ZM172 160V161H171ZM215 161V165H213L212 166V164H211V166H210V168L211 167H216V164H217V167L216 168H221L222 169V166L224 165V164H222V165H219L217 162L218 161ZM128 161H130V159L128 160ZM177 161H178V163H177ZM180 161V162H179ZM184 161V160H183ZM131 162V161H130ZM129 162V163H130ZM185 162V161H184ZM230 162V161H229ZM40 163V162H39ZM133 163V162H132ZM152 163L153 164H158L157 166H159L160 167V169H156V170H158V172L156 171H153V170H155L154 168L155 167H157V166H152ZM231 163V162H230ZM230 163L228 164V165H224L225 166V168L226 169H228V166H230ZM72 165V164H71ZM131 165V164H130ZM134 165V164H133ZM132 165V166H133ZM136 166H137V164H135ZM139 165L136 167V168H138L139 167ZM183 165V164H182ZM203 165V166H202ZM179 166V165H178ZM187 166V165H186ZM208 166V167H209ZM219 166H221V167H219ZM25 167V166H24ZM139 167V168H140ZM188 167V166H187ZM199 167V166H198ZM215 167H214V169H215ZM158 168V167H157ZM179 168V167H178ZM180 168H181V166H180ZM197 168V167H196ZM225 168H223V170L225 169ZM230 168V167H229ZM197 169H199V168H197ZM207 169V168H206ZM209 169V168H208ZM213 169V170H214ZM225 169V170H226ZM160 170V171H159ZM178 170V171H177ZM211 170H212V168H211ZM212 170V171H213ZM229 170V169H228ZM228 170H226L227 172H229ZM217 171H219L218 169L217 170H215V171H213V172H215V174H217L218 172ZM199 172V171H198ZM200 172H204V173H206L207 171L206 170H202V171H200ZM220 173H219V175L221 174L222 175V170H220L219 171ZM231 172V171H230ZM157 173V174H156ZM210 173V172H209ZM177 175H178V173H177ZM177 175H176V177H177ZM184 175V174H183ZM207 173L205 174V176L207 177ZM219 175H216V177L218 176L219 177ZM231 175V174H230ZM202 176V175H201ZM181 176H179V178H180ZM214 177H215V175H214ZM217 177V178H218ZM156 178H157V180H156ZM222 179V178H221ZM230 179V178H229ZM228 179V180H229ZM231 180V179H230ZM234 181V180H233ZM235 182V181H234ZM157 184V185H156ZM157 188H156V190H157ZM149 189V190H150ZM160 189H158V191H159ZM157 191V192H158ZM160 192H162V190H160ZM156 193V192H155ZM151 194V193H150ZM157 194V193H156ZM156 197H154V195H153V197L156 199V198H158L157 197V195H155ZM164 199V198H163ZM155 201V200H154ZM24 202V203H23ZM24 204V205H23ZM25 207V208H24ZM169 207V206H168ZM22 208H24V209H22ZM28 208V207H27ZM22 210H24L23 212H22ZM25 214V215H24ZM26 220H27V218H26ZM3 222H1L0 223V226H1V224L3 223ZM7 223V222H6ZM22 224V223H21ZM32 225V224H31ZM221 225V224H220ZM223 225V224H222ZM2 226H3V224H2ZM4 226H5V223H4ZM228 226V225H227ZM226 226V227H227ZM42 227V226H41ZM8 228L9 227H7V226H5L4 227V229L5 230H8ZM41 229V228H40ZM221 229V228H220ZM224 229V228H223ZM42 230V229H41ZM4 232V230L2 231V233ZM41 232V231H40ZM39 232V233H40ZM224 232V231H223ZM1 233V232H0ZM7 233V232H6ZM6 233H5V235H6ZM169 233V232H168ZM11 234V233H10ZM43 234H44V232H43ZM45 234H47L46 232H45ZM44 234V236H49L48 234L47 235H45ZM7 235H9V233L7 234ZM168 235V234H167ZM15 236V235H14ZM20 236V235H19ZM23 236V235H22ZM37 236V235H36ZM13 237V236H12ZM12 237L10 238L11 240H12ZM43 237V236H42ZM226 237H227V235H226ZM19 237H17L16 236V239H18ZM52 238V237H51ZM55 238V237H54ZM228 238V237H227ZM8 239H9V236H8ZM7 240L5 243H3V245H2V242H1V245H2V247L3 248H7V250H9V251H14V253L16 252L17 254L16 255H14V260H13V262H12V264H17V260H18V252H21L20 250V246L22 245V243H17L18 241H14V243H16L17 245H18V247L16 248V250H15V245L13 244V246H12V241L11 240ZM40 239V238H39ZM5 240H6V237H5ZM14 240H15V237H14ZM51 240V239H50ZM175 240V239H174ZM225 240H228L227 242H230V238L229 239H226L225 238ZM4 241V240H3ZM39 241V240H38ZM23 242V241H22ZM44 242V241H43ZM191 242V243H190ZM223 242H224V240H223ZM227 242H226V244H227ZM51 243V242H50ZM21 244V245H20ZM230 244V243H229ZM228 244V245H229ZM51 245V244H50ZM224 245H225V242H224ZM223 244H222V246H224ZM228 245L227 246H225L226 247V250H227V248H228ZM231 246H232V244H231ZM1 247V246H0ZM22 247V246H21ZM27 247V246H26ZM50 247H52V245L50 246ZM233 247V246H232ZM9 248V249H8ZM28 248V247H27ZM176 248V247H175ZM1 249V248H0ZM32 248L30 247L29 249H28V252H30L29 250H31ZM53 249H54V247H53ZM229 249V248H228ZM2 250V249H1ZM0 250V251H1ZM6 250V251H7ZM55 250V249H54ZM175 250H177V249H175ZM179 250V249H178ZM225 250V251H226ZM4 251V250H3ZM25 251V250H24ZM27 251V250H26ZM32 251V250H31ZM48 251V250H47ZM50 251V250H49ZM48 251V252H49ZM224 251V252H225ZM28 252H26V253H28ZM53 252V251H52ZM176 252V251H175ZM232 252V251H231ZM231 252H225V258L223 257L222 258V261H221V263L223 262V259H225V261H224V263H222V264H228L229 263V260H230V253ZM6 254H8V252H6ZM20 254V256H21V253H19ZM30 254H31V252H30ZM29 254V255H30ZM51 254V253H50ZM2 255H4V254H2ZM9 255V254H8ZM11 255H13V252L11 253ZM18 255V256H17ZM22 255H24V254H22ZM48 255V254H47ZM27 256H28V254H27ZM51 256V255H50ZM178 256V255H177ZM224 256V255H223ZM3 257V256H2ZM22 257V256H21ZM24 257H26L25 255H24ZM31 257V256H30ZM30 257H28L29 259H25L26 261L28 260L29 262H28V264H32L31 263V259H30ZM1 258V257H0ZM12 258V259H13ZM196 258V259H195ZM6 259H7V257H6ZM12 259H10V260H12ZM20 259V258H19ZM177 259V258H176ZM165 260H167V259H165ZM22 261V260H21ZM25 261V262H26ZM168 261V260H167ZM198 261V260H197ZM8 262V261H7ZM11 262V261H10ZM18 262H19V260H18ZM24 261H23V263H25ZM27 263V262H26ZM10 264V263H9ZM164 264H166V263H164ZM199 264V263H198Z\"/></svg>",
    "mask_w": 264,
    "mask_h": 264
}]
</instances>
